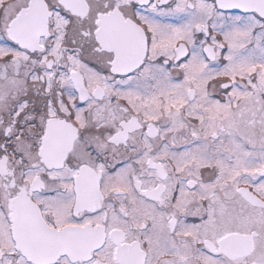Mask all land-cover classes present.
I'll list each match as a JSON object with an SVG mask.
<instances>
[{"label": "snow or ice", "instance_id": "snow-or-ice-1", "mask_svg": "<svg viewBox=\"0 0 264 264\" xmlns=\"http://www.w3.org/2000/svg\"><path fill=\"white\" fill-rule=\"evenodd\" d=\"M0 264H264V0H0Z\"/></svg>", "mask_w": 264, "mask_h": 264}]
</instances>
